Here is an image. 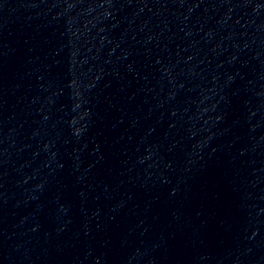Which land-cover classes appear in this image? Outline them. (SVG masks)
I'll return each instance as SVG.
<instances>
[{
  "label": "water",
  "instance_id": "1",
  "mask_svg": "<svg viewBox=\"0 0 264 264\" xmlns=\"http://www.w3.org/2000/svg\"><path fill=\"white\" fill-rule=\"evenodd\" d=\"M0 264H264V0H0Z\"/></svg>",
  "mask_w": 264,
  "mask_h": 264
}]
</instances>
